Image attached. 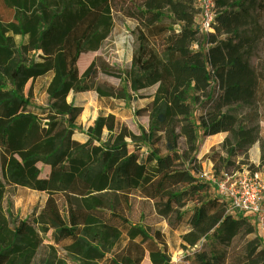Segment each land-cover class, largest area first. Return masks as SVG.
<instances>
[{"label":"trees","instance_id":"1","mask_svg":"<svg viewBox=\"0 0 264 264\" xmlns=\"http://www.w3.org/2000/svg\"><path fill=\"white\" fill-rule=\"evenodd\" d=\"M198 13L195 0H0V264H171L173 251L198 245L206 255L194 264H264L254 225L201 176L205 159L216 175L264 167V58L251 62L264 48V0H215L209 33ZM115 31L138 43L129 66L83 65ZM38 81L42 106L32 103ZM84 93L109 110L88 126L72 97ZM126 102L146 117L134 131L114 113ZM218 134L199 158L200 138ZM75 180L87 192L70 204L86 217L60 250L5 206L6 187L56 196ZM29 216L58 242L42 213Z\"/></svg>","mask_w":264,"mask_h":264},{"label":"rangeland","instance_id":"2","mask_svg":"<svg viewBox=\"0 0 264 264\" xmlns=\"http://www.w3.org/2000/svg\"><path fill=\"white\" fill-rule=\"evenodd\" d=\"M101 8L92 11L83 20L88 19L87 24L81 30L80 33H76L74 30V37L79 39L84 32L93 24ZM1 13L5 20H10L13 17V12L1 7ZM82 20V21H83ZM81 21V22H82ZM138 49V43L134 36L126 32L115 31L109 36V38L102 44L99 51L96 53H88L83 57V65L88 64L93 59L103 62L107 65H116L120 69H124L131 63V60ZM257 55L251 59L252 64H256L258 60L264 58V48L262 46L257 50ZM100 81L110 85H118L119 81L112 77L100 76ZM43 81L36 82L33 87V105H44L45 96L41 92V86ZM75 102L83 104V112L80 116V124L82 126H88L92 123L98 110H105L109 113V110L105 108L104 104L98 100H95L94 96L90 93L72 95ZM173 98V97H172ZM142 105V104H141ZM117 119L125 124L129 129L136 130L137 124H145L146 117H137L134 113L132 104L129 102L120 103L117 111L114 112ZM264 131V125H262ZM77 138H82V133L76 134ZM223 136L221 134L212 136L210 138L201 137L199 140V146L197 149L198 157L204 158L211 155L212 148L216 147ZM202 168L207 174H214L212 162L209 159H205L202 163ZM218 177V176H217ZM87 192V187L79 180H75L70 188L56 196L48 195L45 193H39L30 190H19L17 195L11 192L6 187V205L13 207L15 214L19 218L20 225H30V227L42 238L46 243L52 244L55 248L60 250V242L63 241L70 229L77 224H82L86 217L85 211H76L70 204V198L72 196H83ZM261 204L264 207V194L262 195ZM141 206H136L135 211L131 214L134 221H137L140 213ZM31 212L42 213L46 223L50 229L49 234L57 233L58 242L54 243L49 235H44L39 231V227L32 223L29 216ZM195 255L199 258H203L206 255L205 248L200 245L189 248L186 251L177 250L173 251L171 255V264H194Z\"/></svg>","mask_w":264,"mask_h":264},{"label":"built area","instance_id":"3","mask_svg":"<svg viewBox=\"0 0 264 264\" xmlns=\"http://www.w3.org/2000/svg\"><path fill=\"white\" fill-rule=\"evenodd\" d=\"M195 1L199 10L198 27L201 32L209 33L216 16L215 0ZM213 171L216 172L215 168ZM201 176L211 185L214 196L226 203L229 212L250 220L264 246V207L261 204L264 194V167L254 173L243 168L231 174L221 175H210L202 170Z\"/></svg>","mask_w":264,"mask_h":264},{"label":"bare ground","instance_id":"4","mask_svg":"<svg viewBox=\"0 0 264 264\" xmlns=\"http://www.w3.org/2000/svg\"><path fill=\"white\" fill-rule=\"evenodd\" d=\"M89 18L83 20L81 23H79L75 29V32L78 34L81 32V30L85 27V25L87 24Z\"/></svg>","mask_w":264,"mask_h":264},{"label":"crops","instance_id":"5","mask_svg":"<svg viewBox=\"0 0 264 264\" xmlns=\"http://www.w3.org/2000/svg\"><path fill=\"white\" fill-rule=\"evenodd\" d=\"M221 140H222V138H221ZM221 140H219V142L218 143H220L221 142ZM213 192V191H212Z\"/></svg>","mask_w":264,"mask_h":264}]
</instances>
